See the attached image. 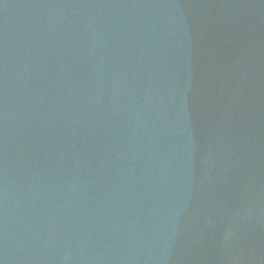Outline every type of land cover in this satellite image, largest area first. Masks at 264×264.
Segmentation results:
<instances>
[{
	"label": "water",
	"instance_id": "1",
	"mask_svg": "<svg viewBox=\"0 0 264 264\" xmlns=\"http://www.w3.org/2000/svg\"><path fill=\"white\" fill-rule=\"evenodd\" d=\"M0 264H264V0H0Z\"/></svg>",
	"mask_w": 264,
	"mask_h": 264
}]
</instances>
